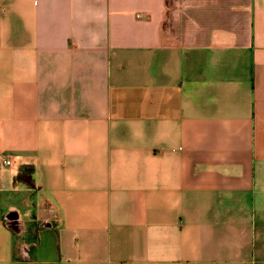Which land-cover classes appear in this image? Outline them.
<instances>
[{"label":"crops","instance_id":"obj_1","mask_svg":"<svg viewBox=\"0 0 264 264\" xmlns=\"http://www.w3.org/2000/svg\"><path fill=\"white\" fill-rule=\"evenodd\" d=\"M0 264H264V0H0Z\"/></svg>","mask_w":264,"mask_h":264},{"label":"built area","instance_id":"obj_2","mask_svg":"<svg viewBox=\"0 0 264 264\" xmlns=\"http://www.w3.org/2000/svg\"><path fill=\"white\" fill-rule=\"evenodd\" d=\"M5 164L6 165H11L12 164V160L8 157L4 158Z\"/></svg>","mask_w":264,"mask_h":264}]
</instances>
